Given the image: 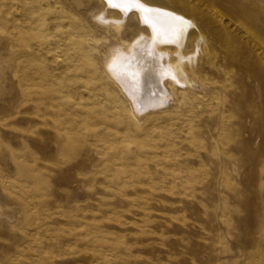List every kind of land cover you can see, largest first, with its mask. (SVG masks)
<instances>
[{
	"label": "rangeland",
	"instance_id": "1",
	"mask_svg": "<svg viewBox=\"0 0 264 264\" xmlns=\"http://www.w3.org/2000/svg\"><path fill=\"white\" fill-rule=\"evenodd\" d=\"M162 1L209 55L138 111L98 3L0 0V264H264V0Z\"/></svg>",
	"mask_w": 264,
	"mask_h": 264
},
{
	"label": "bare ground",
	"instance_id": "2",
	"mask_svg": "<svg viewBox=\"0 0 264 264\" xmlns=\"http://www.w3.org/2000/svg\"><path fill=\"white\" fill-rule=\"evenodd\" d=\"M91 1L104 9L103 14L112 17L102 14L96 18L97 22L114 26L118 31L126 29L127 38L121 41L118 38L120 44L108 46L104 67L138 111L163 104L164 81L189 83L186 74L178 73L180 68L193 72L197 67L194 60L209 55L210 47L198 23L162 0H78V4Z\"/></svg>",
	"mask_w": 264,
	"mask_h": 264
}]
</instances>
